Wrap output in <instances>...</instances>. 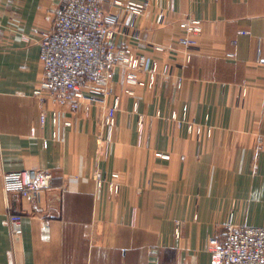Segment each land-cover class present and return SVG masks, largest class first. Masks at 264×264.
<instances>
[{"label":"crops","instance_id":"obj_1","mask_svg":"<svg viewBox=\"0 0 264 264\" xmlns=\"http://www.w3.org/2000/svg\"><path fill=\"white\" fill-rule=\"evenodd\" d=\"M64 1L0 0V264H212L210 240L230 218L264 226V0H98L121 15L115 45L160 64L152 87L128 85L115 66L108 103L118 97L120 109L108 148L101 103L73 110L35 95L40 40ZM189 17L202 32L184 45ZM141 114L151 122L143 135ZM38 168L51 170L53 190L34 216L3 176ZM99 173H117L120 191L98 189Z\"/></svg>","mask_w":264,"mask_h":264},{"label":"built area","instance_id":"obj_2","mask_svg":"<svg viewBox=\"0 0 264 264\" xmlns=\"http://www.w3.org/2000/svg\"><path fill=\"white\" fill-rule=\"evenodd\" d=\"M116 4L123 5L116 0ZM135 16L142 13L145 5L129 1ZM121 15L104 11L102 3L98 0H65L55 11L53 28L42 34L40 40V60L43 67V81L35 95L41 100L56 101L63 106L70 105L78 110L83 105L94 106L101 103L106 108L104 125L107 128L105 137H99V144L106 148L112 143V133L120 109L119 98L115 97L108 103L114 94L112 74L116 65H122L126 70L125 81L128 85L155 84L160 64L157 59L150 58L137 52L133 47H119L113 42L119 32ZM183 31L179 42L184 45L197 42L202 32L201 21L189 17L180 22ZM26 40L30 38L23 35ZM159 52L174 51L162 45H150ZM264 63V58H259ZM164 73H168L169 66L164 64ZM149 75L144 81L140 75ZM180 86V83H179ZM133 93L131 89L127 90ZM42 115V122L45 121ZM52 122H60V113L53 111ZM70 125V121L65 122ZM151 122L144 116H138V130L143 135L144 130ZM190 132L201 134V128L189 123ZM57 138L58 133L54 132ZM5 190L17 192L31 205L30 213L38 215L44 212L43 195L52 191V172L50 169H25L4 173ZM119 175L112 173L98 174L94 177L96 187H108L111 193L120 191ZM13 235L22 234L19 224L21 215L12 214ZM177 235H180L179 230ZM212 253V264H264V226L238 225L230 218L225 225L222 235L212 238L209 243Z\"/></svg>","mask_w":264,"mask_h":264}]
</instances>
